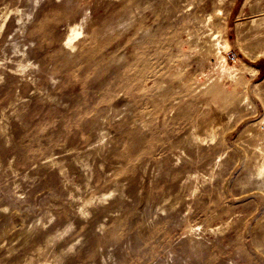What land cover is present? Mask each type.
I'll use <instances>...</instances> for the list:
<instances>
[{
	"label": "rangeland",
	"instance_id": "374dc122",
	"mask_svg": "<svg viewBox=\"0 0 264 264\" xmlns=\"http://www.w3.org/2000/svg\"><path fill=\"white\" fill-rule=\"evenodd\" d=\"M0 264H264V0H0Z\"/></svg>",
	"mask_w": 264,
	"mask_h": 264
},
{
	"label": "built area",
	"instance_id": "2783aa9c",
	"mask_svg": "<svg viewBox=\"0 0 264 264\" xmlns=\"http://www.w3.org/2000/svg\"><path fill=\"white\" fill-rule=\"evenodd\" d=\"M236 58H237V56H236L235 54H233V55L231 56V59H232L233 61H236Z\"/></svg>",
	"mask_w": 264,
	"mask_h": 264
},
{
	"label": "bare ground",
	"instance_id": "6f19581e",
	"mask_svg": "<svg viewBox=\"0 0 264 264\" xmlns=\"http://www.w3.org/2000/svg\"><path fill=\"white\" fill-rule=\"evenodd\" d=\"M227 43H229V42H227ZM227 43H226V41H225V43L223 44L224 47L228 45ZM229 47H230V46H229ZM225 48H226V47H225ZM223 57H226V56H223Z\"/></svg>",
	"mask_w": 264,
	"mask_h": 264
}]
</instances>
